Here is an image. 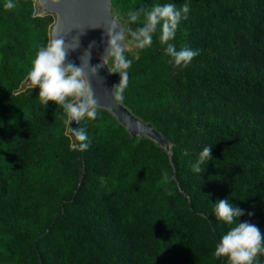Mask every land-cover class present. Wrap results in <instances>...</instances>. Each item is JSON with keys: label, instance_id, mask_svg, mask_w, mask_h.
Masks as SVG:
<instances>
[{"label": "trees", "instance_id": "trees-1", "mask_svg": "<svg viewBox=\"0 0 264 264\" xmlns=\"http://www.w3.org/2000/svg\"><path fill=\"white\" fill-rule=\"evenodd\" d=\"M0 0V264H227L214 251L233 225L228 198L264 234V0H112L126 29L154 5L190 4L173 40L199 50L177 68L159 41L125 50L132 61L121 104L170 143L132 137L109 110L78 127L26 85L56 15L39 0ZM131 11H141L128 25ZM131 39L130 37L128 38ZM120 81V76L117 84ZM212 157L192 171L204 147ZM264 264V254L258 255Z\"/></svg>", "mask_w": 264, "mask_h": 264}, {"label": "clouds", "instance_id": "clouds-1", "mask_svg": "<svg viewBox=\"0 0 264 264\" xmlns=\"http://www.w3.org/2000/svg\"><path fill=\"white\" fill-rule=\"evenodd\" d=\"M14 7L12 0L4 4L5 10ZM189 12L190 4L187 2L179 8L175 3L157 4L143 12L145 18L143 25L135 30L130 26L125 29L115 20L112 21L105 27L108 40L101 57L103 64L95 67H90V49L93 45H90L89 50L80 57L82 62L80 66L66 63L69 51H75L79 44L77 47L69 48L63 39H51L46 46L41 47L28 73V80L34 88L39 89L38 99L42 105L48 106L49 102H53L57 107H63L64 122L69 125V131L78 142L74 144L75 147L80 151H86L90 147L89 136L85 128L73 129L70 126L73 122L79 125L85 117L94 121L98 115V101L90 83L91 77L86 71L85 57L87 68L91 69L92 75H96L98 68L104 65L109 67L110 73L119 74L120 81L114 85L112 96L115 102L122 103L129 83L128 70L132 65V61L125 56V49L129 43L140 50L150 47L159 26V41L161 45H166L165 54L171 58L170 62L175 67L187 68L194 57L200 55L199 50L188 47L177 50L174 44L169 43L175 38L181 20L188 18ZM141 14V11L129 12L128 25L137 23ZM212 149L211 146L203 148L197 162L192 165L194 173L200 174L204 171L202 166L213 159ZM214 214L216 220L223 224H235L221 236L215 247L214 256L226 257L227 264H259L257 257L264 254V234L255 224L239 220L244 215L243 210L225 198L215 203Z\"/></svg>", "mask_w": 264, "mask_h": 264}, {"label": "water", "instance_id": "water-1", "mask_svg": "<svg viewBox=\"0 0 264 264\" xmlns=\"http://www.w3.org/2000/svg\"><path fill=\"white\" fill-rule=\"evenodd\" d=\"M111 2L112 0H39L46 13L56 15L51 39H63L69 48L79 44L75 51H69L66 63L80 66V57L93 45L90 49V67L103 64L101 57L108 40L105 27L114 20L121 25L112 13ZM85 67L91 77L90 83L98 108L109 110L132 137L146 136L170 151V143L152 124L137 118L123 104L114 101L112 90L118 82L119 74L110 73L109 67L104 65L98 68L96 75H92L91 69L87 68V57ZM26 85H31L28 79ZM70 127L76 129L78 125L73 122Z\"/></svg>", "mask_w": 264, "mask_h": 264}, {"label": "rangeland", "instance_id": "rangeland-1", "mask_svg": "<svg viewBox=\"0 0 264 264\" xmlns=\"http://www.w3.org/2000/svg\"><path fill=\"white\" fill-rule=\"evenodd\" d=\"M37 5H39L38 13L44 14L46 11L43 9L42 5L40 3H38ZM121 25H122V23H121ZM134 49H135V47L131 43H129L125 50L133 51Z\"/></svg>", "mask_w": 264, "mask_h": 264}]
</instances>
